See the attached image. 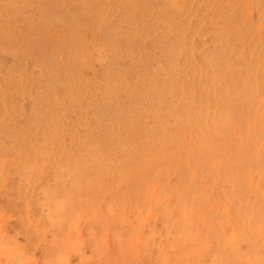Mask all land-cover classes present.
Segmentation results:
<instances>
[{"label":"rangeland","instance_id":"1","mask_svg":"<svg viewBox=\"0 0 264 264\" xmlns=\"http://www.w3.org/2000/svg\"><path fill=\"white\" fill-rule=\"evenodd\" d=\"M0 264H264V0H0Z\"/></svg>","mask_w":264,"mask_h":264},{"label":"bare ground","instance_id":"2","mask_svg":"<svg viewBox=\"0 0 264 264\" xmlns=\"http://www.w3.org/2000/svg\"><path fill=\"white\" fill-rule=\"evenodd\" d=\"M96 1V0H95ZM192 2V1H191ZM213 3V2H212ZM146 7V6H145ZM228 10V9H227ZM136 12V11H135ZM204 14V13H203ZM83 17V16H82ZM92 19V18H91ZM102 19V18H101ZM147 23V22H146ZM147 26V25H146ZM124 27V26H123ZM131 28V27H130ZM238 33V32H237ZM47 34V33H46ZM107 34V33H106ZM217 34V33H216ZM255 34V33H254ZM48 35V34H47ZM46 35V36H47ZM165 35V34H164ZM218 35V34H217ZM43 37V36H42ZM182 41V40H181ZM180 41V42H181ZM175 42V41H174ZM214 42V41H213ZM226 43V42H225ZM64 44V43H63ZM63 48H65V47H63ZM177 48V47H176ZM189 48V47H188ZM235 49V48H234ZM68 50V49H67ZM221 51V50H220ZM70 53V52H69ZM202 54V53H201ZM75 56V55H74ZM118 59V58H117ZM174 62V61H173ZM159 63V62H158ZM82 66V65H81ZM151 66V65H150ZM226 66V65H225ZM224 66V67H225ZM103 67V66H102ZM40 71V70H39ZM206 72V71H205ZM257 72V71H256ZM120 73V72H119ZM157 73V72H156ZM202 73V72H201ZM172 74V73H171ZM28 77V76H27ZM124 78V77H123ZM225 78V77H224ZM211 79V78H210ZM72 80V79H71ZM136 80V79H135ZM242 80V79H241ZM113 82V81H112ZM155 84V83H154ZM130 85V84H129ZM160 85V84H159ZM247 86V85H246ZM218 87V86H217ZM114 90V89H113ZM157 90V89H156ZM62 95V94H61ZM108 95V94H107ZM49 98V97H48ZM56 98V97H55ZM209 98V97H208ZM109 102V101H108ZM223 103V102H222ZM73 107V106H72ZM70 108V107H69ZM58 111V110H57ZM185 112V111H184ZM182 113H183V111H182ZM129 114V113H128ZM134 114V113H133ZM98 115V114H97ZM128 116V115H127ZM214 118V117H213ZM157 122V121H156ZM167 124V123H166ZM255 125V124H254ZM113 130V129H112ZM57 132V131H56ZM79 132V131H78ZM165 132V131H164ZM96 134V133H95ZM78 138V137H77ZM80 138V137H79ZM109 139V138H108ZM111 141V140H110ZM85 142V141H84ZM98 142V141H97ZM80 143V142H79ZM102 144V143H101ZM129 144V143H128ZM39 145V144H38ZM81 147V146H80ZM77 151V150H76ZM83 153V152H82ZM78 154V153H77ZM69 155V154H68ZM48 156V155H47ZM61 157V156H60ZM52 159V158H51ZM81 160V159H80ZM25 162V161H24ZM51 162V161H50ZM25 165V164H24ZM23 166V165H22ZM29 166V165H28ZM76 168V167H75ZM23 170V169H22ZM33 174V173H32ZM79 174V173H78ZM58 175V174H57ZM87 175V174H86ZM18 176V175H17ZM81 176V175H80ZM79 176V177H80ZM83 176V175H82ZM81 176V177H82ZM62 177V176H61ZM123 179V178H122ZM258 179V178H257ZM78 180V179H77ZM73 181V180H72ZM84 182H86V181H84ZM249 183V182H248ZM31 184V183H30ZM64 184V183H63ZM79 185V184H78ZM64 186V185H63ZM113 186V185H112ZM81 188V187H80ZM81 192V191H80ZM78 194V193H77ZM48 197V196H47ZM171 198V197H170ZM46 200V199H45ZM42 201H43V199H42ZM202 203V202H201ZM226 210V209H225ZM48 217V216H47ZM227 222V221H226ZM230 223V222H229ZM201 230V229H200ZM158 235V234H157ZM169 235V234H168ZM167 248V247H166Z\"/></svg>","mask_w":264,"mask_h":264}]
</instances>
